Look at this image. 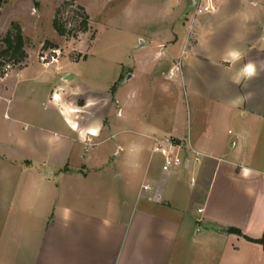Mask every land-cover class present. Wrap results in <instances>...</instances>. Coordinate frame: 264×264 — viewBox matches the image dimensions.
I'll return each mask as SVG.
<instances>
[{
    "label": "crops",
    "instance_id": "0c3cea01",
    "mask_svg": "<svg viewBox=\"0 0 264 264\" xmlns=\"http://www.w3.org/2000/svg\"><path fill=\"white\" fill-rule=\"evenodd\" d=\"M182 4L117 88L81 60L0 71V264H264V0ZM169 138L200 160L163 171Z\"/></svg>",
    "mask_w": 264,
    "mask_h": 264
},
{
    "label": "rangeland",
    "instance_id": "374dc122",
    "mask_svg": "<svg viewBox=\"0 0 264 264\" xmlns=\"http://www.w3.org/2000/svg\"><path fill=\"white\" fill-rule=\"evenodd\" d=\"M78 1L85 4L91 14V26L90 15ZM182 3L183 7L189 5V0H182ZM163 4L164 0H0V54L7 49L9 32L15 36L18 25L22 31L21 24L26 31L25 36L22 31L26 57L16 62L10 50L0 56V71L4 73L7 62H11L13 69L21 67L31 55L37 59L41 49L59 47L62 58L81 60L76 65L77 79L87 84L98 80L97 84L102 86L122 72L116 82L117 88L134 62L147 59L152 65L158 64L154 61L157 53L163 50L159 45L164 41L159 29V21L165 17ZM182 12L180 10L179 16ZM83 15L88 16L85 30L82 27ZM55 19L65 29L63 34L55 29ZM137 36L148 41V46L138 47L140 40ZM165 50L169 52L167 48ZM139 72L140 76L135 81L146 82L147 77L141 67ZM122 90L120 86V97ZM107 145L109 148L114 146L113 142ZM118 165L116 162L109 169Z\"/></svg>",
    "mask_w": 264,
    "mask_h": 264
},
{
    "label": "built area",
    "instance_id": "2783aa9c",
    "mask_svg": "<svg viewBox=\"0 0 264 264\" xmlns=\"http://www.w3.org/2000/svg\"><path fill=\"white\" fill-rule=\"evenodd\" d=\"M218 8V0H197L192 13H210L216 11ZM62 58V51L59 47H50L49 49H41L37 55V60L44 66L50 67L58 65ZM13 69L11 62H7L4 69V76H7ZM181 69V64H177L174 68L170 69V75ZM191 151L195 154L194 159L200 160V153L189 147L185 141H178L174 138H169L166 142H157L154 151L163 156L162 169L165 172L173 171L181 166H184L190 161L189 157L185 155L186 151ZM145 190L150 189V185L143 186ZM202 209H199L201 211ZM200 220V219H198Z\"/></svg>",
    "mask_w": 264,
    "mask_h": 264
},
{
    "label": "trees",
    "instance_id": "16d2710c",
    "mask_svg": "<svg viewBox=\"0 0 264 264\" xmlns=\"http://www.w3.org/2000/svg\"><path fill=\"white\" fill-rule=\"evenodd\" d=\"M83 16L84 17L82 20V27L85 30L88 27V16L87 15H83ZM53 24H54L55 29L60 34H63L65 32V29L59 25V23L56 21V19L54 20ZM6 42L8 44L7 49L4 50L0 54V56L8 54L9 51L11 50L16 62H20L21 60H23L26 57L25 51H24V38H23L22 31H21V28L19 27V25L17 26V32H16L15 36H13L11 32L8 33V35L6 37ZM258 241L264 243V237L259 239Z\"/></svg>",
    "mask_w": 264,
    "mask_h": 264
},
{
    "label": "water",
    "instance_id": "95a60500",
    "mask_svg": "<svg viewBox=\"0 0 264 264\" xmlns=\"http://www.w3.org/2000/svg\"><path fill=\"white\" fill-rule=\"evenodd\" d=\"M196 1L197 0H189V5H188V7H187V9H186V15L187 14H189V12H191V11H193L194 10V7H195V4H196ZM146 45V42L143 40V39H141L140 40V47H142V46H145ZM130 76L131 75H129V77L128 78H130ZM68 78H70V77H68Z\"/></svg>",
    "mask_w": 264,
    "mask_h": 264
},
{
    "label": "clouds",
    "instance_id": "9594fccd",
    "mask_svg": "<svg viewBox=\"0 0 264 264\" xmlns=\"http://www.w3.org/2000/svg\"><path fill=\"white\" fill-rule=\"evenodd\" d=\"M230 55H232L233 58H239V56H240L239 52H232V53H230ZM246 71H247L249 74H251V73L253 72V67H252L251 65H249V66L247 67Z\"/></svg>",
    "mask_w": 264,
    "mask_h": 264
}]
</instances>
